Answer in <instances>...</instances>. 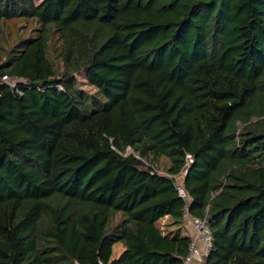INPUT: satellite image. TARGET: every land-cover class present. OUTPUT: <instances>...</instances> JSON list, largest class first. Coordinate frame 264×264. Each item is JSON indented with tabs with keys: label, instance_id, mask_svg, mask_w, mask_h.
<instances>
[{
	"label": "trees",
	"instance_id": "obj_1",
	"mask_svg": "<svg viewBox=\"0 0 264 264\" xmlns=\"http://www.w3.org/2000/svg\"><path fill=\"white\" fill-rule=\"evenodd\" d=\"M187 216L264 264V0H0V264H185Z\"/></svg>",
	"mask_w": 264,
	"mask_h": 264
},
{
	"label": "built area",
	"instance_id": "obj_2",
	"mask_svg": "<svg viewBox=\"0 0 264 264\" xmlns=\"http://www.w3.org/2000/svg\"><path fill=\"white\" fill-rule=\"evenodd\" d=\"M1 80L14 86L15 82L7 75L1 76ZM180 196H184L185 192L181 187H178ZM188 222L192 227V240L190 243L189 253L185 258V264H192L194 260H201L208 252L210 246L209 232L205 221L198 218H189Z\"/></svg>",
	"mask_w": 264,
	"mask_h": 264
},
{
	"label": "rangeland",
	"instance_id": "obj_3",
	"mask_svg": "<svg viewBox=\"0 0 264 264\" xmlns=\"http://www.w3.org/2000/svg\"><path fill=\"white\" fill-rule=\"evenodd\" d=\"M36 1V3H38V2H40L41 0H35ZM22 24V22H18V21H8L7 23H6V29H7V31H9V35H10V37L11 38H13L14 37V32H15V28L16 27H20L21 29H23V33L24 34H28V32H30V28L32 27V23H27L24 27H22L23 25H21ZM21 25V26H20ZM34 26V25H33ZM79 78H80V82H81V84L83 85V87L84 88H86L87 90H89V91H93V89L92 88H90V87H88V85H86V83H85V81L82 79V77H80L79 76ZM180 176L178 177V181H180ZM187 218H188V216H187ZM162 223V222H161ZM187 226H189V224L187 225ZM192 228H190V229H188V232L191 234L192 233ZM121 248H122V246L120 245V244H115L114 245V247H113V249H114V254H113V257L116 255V253L117 252H119L120 250H121Z\"/></svg>",
	"mask_w": 264,
	"mask_h": 264
},
{
	"label": "crops",
	"instance_id": "obj_4",
	"mask_svg": "<svg viewBox=\"0 0 264 264\" xmlns=\"http://www.w3.org/2000/svg\"><path fill=\"white\" fill-rule=\"evenodd\" d=\"M192 264H204L203 258L201 260H194Z\"/></svg>",
	"mask_w": 264,
	"mask_h": 264
}]
</instances>
